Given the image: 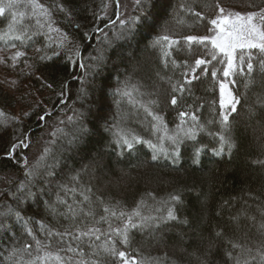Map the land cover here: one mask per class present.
<instances>
[{
  "label": "trees",
  "instance_id": "obj_1",
  "mask_svg": "<svg viewBox=\"0 0 264 264\" xmlns=\"http://www.w3.org/2000/svg\"><path fill=\"white\" fill-rule=\"evenodd\" d=\"M153 2L145 28L133 23L143 15L137 4L121 25L118 0H35L43 6L35 9L31 0H0V70L14 80L12 92L0 83V264H123L102 245L124 251L130 264H259L264 52L237 48L225 77L227 59L210 40L185 38L208 36L220 9L255 13L264 29V0ZM221 83L240 100L235 112L221 108ZM82 193L92 216L79 214L87 210ZM134 211L138 227L121 243L113 229ZM92 227L99 232L74 239Z\"/></svg>",
  "mask_w": 264,
  "mask_h": 264
},
{
  "label": "snow or ice",
  "instance_id": "obj_2",
  "mask_svg": "<svg viewBox=\"0 0 264 264\" xmlns=\"http://www.w3.org/2000/svg\"><path fill=\"white\" fill-rule=\"evenodd\" d=\"M32 3V7L33 9L35 8H42V5L36 4L35 0H31ZM136 4L137 6L140 8L141 12L143 13L142 17H137L133 20V23L136 22V20H139L142 25L145 28H148L151 26V21H152V10L154 9L155 5L153 0H136ZM6 7L11 8L13 7V4L10 2L9 4L6 5ZM61 11H64L63 8L60 9ZM4 12V8H0V14H2ZM220 12L222 13V15L220 17H218L217 19H213L211 20V24L214 25L218 31L216 33V35L214 37L211 38V43L214 49H219V51L221 53L224 54V56L227 59V67L224 70V76L228 77L232 71L235 69V65H234V52L237 48H248V49H252V48H258L261 52H264V31H261L256 24L253 22L254 18L256 16L255 13L252 14H248L246 16H242L239 13L236 14H223L224 10L220 9ZM198 15V14H197ZM261 20H264V14H262L260 16ZM121 25L124 26L125 25V21L121 20L120 21ZM17 39H20L19 36L16 37ZM163 40L168 41V37H162ZM187 41L189 42H193L196 41L197 43H203L205 40H207V37H203V38H197L195 36H188L185 38ZM259 42H256V41ZM169 43H174L172 41H169ZM21 55H23V53L21 52H16L15 56L13 57V59L20 57ZM215 54H213V59H215ZM243 58L241 57V60ZM249 60H251V58H249ZM196 66L199 67L200 65L204 64L205 61L202 59H197L195 61ZM247 69H248V74L251 77V75L253 74V64L251 62H248L247 64ZM260 69L261 72L264 73V61H261V65H260ZM193 71H195V69H193ZM213 76L216 75L215 72L212 73ZM188 83H190V81H188ZM253 81L251 79H249L246 83H245V87H249L250 84H252ZM175 91V89H174ZM220 93H221V108H225L226 105L230 106L231 108V112H235L237 110V104L240 103L239 98L234 97L231 91L227 90V86L224 83H221L220 85ZM171 103L173 105H175L177 103V100L175 97L172 98ZM229 114H225L224 112L221 113L222 115V124L225 128H227L228 125V121H229ZM149 115H152V113L150 112ZM186 115V113L181 112L180 116L183 118ZM41 119H43V117H41ZM153 119L155 120H161V117L158 116H154ZM193 120L196 119L195 116L192 117ZM135 140V142L139 143V140L136 138H133ZM170 139L173 140V143H176V138L175 137H170ZM221 143H226L227 141L225 140V137L222 135L221 136ZM123 144L127 146L128 149H131L133 147V142L129 141V140H123ZM150 147H152L153 149H156L155 145H149ZM16 145H12V148L15 149ZM25 147H27V145H25ZM229 147H231V145H229ZM157 151H161L163 152L164 149L160 148ZM222 151V149H221ZM199 153V150H197V154ZM10 154V153H9ZM178 154V153H177ZM154 160L157 158V156L154 154L152 157ZM83 195V193H82ZM173 200H177L178 197L173 196L172 197ZM62 202V201H61ZM81 204L86 205L87 210H85V208H80L79 209V214H82L85 217L88 216H92L93 210L90 207V201H89V197L87 195H83V200L80 201ZM54 210V209H53ZM69 212L72 213L73 217H75L78 213L77 210L74 209L71 205L69 206ZM104 212L105 213H109L110 209L108 207L104 208ZM111 215L116 216L117 213L116 211L112 210L111 211ZM119 215L121 217H124L126 214L123 212H120ZM17 216H19V213H17ZM133 216H140V213L138 211H134L132 213V215H128L127 216V222L124 225V228L121 229H113L114 232H116L117 234L122 236V240L121 243L127 244L129 241V236H128V229L129 227L135 228L138 227L137 224L132 222V217ZM101 219H105V217H101ZM142 220L144 218H141ZM166 219L169 220H175L176 217L174 216V214L172 213L171 210L168 211V216L166 217ZM262 228H264V224L261 225ZM96 232H99V229H96L94 227L92 228H88L87 231H81L79 229H77V234L74 236L75 240H79L81 237L84 236H90V235H95ZM65 234L71 235V233H58L57 235H60L61 237H63ZM29 235H31V232H29ZM49 236H52L53 233L51 231H49L48 233ZM219 235V233H218ZM100 237L97 235L96 236V240H99ZM37 244H40V241L36 242ZM30 247V245H25L24 249L27 250ZM100 249L102 250L103 253H107L110 254L112 257H119V259L121 261H123V264H130L129 259L126 258V253L124 251H118L116 250L114 247L110 248L108 246H99ZM232 248L233 249H238V248H242L241 245L237 244V243H232ZM16 251L18 250H13V255L16 254ZM66 251L69 253H78L79 249L78 248H74L71 245H69L66 248ZM247 251H251L250 249H248ZM259 257H260V262L259 264H264V252H258ZM101 255L100 251H96L94 252V256H96L97 258H99ZM253 260H256V257H252ZM72 261V257L68 258V264H71ZM76 264H85L84 261H77ZM92 264H105V262L102 259H93ZM131 264H137V262L133 259L131 261ZM236 264H240L239 259L237 258L236 260Z\"/></svg>",
  "mask_w": 264,
  "mask_h": 264
},
{
  "label": "rangeland",
  "instance_id": "obj_3",
  "mask_svg": "<svg viewBox=\"0 0 264 264\" xmlns=\"http://www.w3.org/2000/svg\"><path fill=\"white\" fill-rule=\"evenodd\" d=\"M136 4V0H118V6H119V13H118V16L117 18L120 19V20H123L127 17L129 11L131 10V8ZM224 12L223 14H236V13H239L240 15L242 16H246L248 14H252V13H248V12H243V11H237V10H233V9H223ZM222 15L221 12H219V14L217 15L216 19L218 17H220ZM256 26L261 30V31H264V29L262 28V26L260 25L259 23V20L258 18L255 16L254 18V21H253ZM218 29L213 25L210 33L208 34V36H206L208 39L207 40H210L211 41V38L214 37L217 33ZM256 42H259L258 40ZM10 56L12 59H13V55L10 54L8 55ZM4 59L0 58V61H2ZM17 61V58L13 59L12 60V63L13 62H16ZM12 77L5 73L4 70H0V83L3 85V87L5 89H7L8 91L12 92L13 91V88H14V80L12 79ZM220 101H221V93H220ZM230 106L226 105L225 106V109H228ZM155 133V132H154ZM162 142H164V138H161Z\"/></svg>",
  "mask_w": 264,
  "mask_h": 264
}]
</instances>
